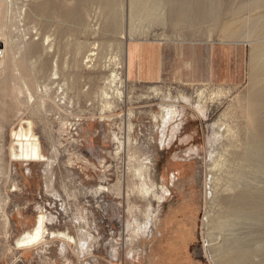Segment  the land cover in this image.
Masks as SVG:
<instances>
[{
	"label": "rangeland",
	"instance_id": "1",
	"mask_svg": "<svg viewBox=\"0 0 264 264\" xmlns=\"http://www.w3.org/2000/svg\"><path fill=\"white\" fill-rule=\"evenodd\" d=\"M239 2L220 0L234 30L264 14L226 12ZM109 3L0 1V264H234L238 252L241 264H262L264 217L234 206L246 190L264 192V172L247 161L249 118L264 107L254 94L264 70L251 54L264 33L250 43L185 12L175 24L159 0H123L118 13ZM66 8L82 20H64ZM141 40L222 53L233 43L241 79L190 83L174 67L133 80ZM30 138L41 160L23 156ZM42 220L44 237L23 246Z\"/></svg>",
	"mask_w": 264,
	"mask_h": 264
},
{
	"label": "bare ground",
	"instance_id": "2",
	"mask_svg": "<svg viewBox=\"0 0 264 264\" xmlns=\"http://www.w3.org/2000/svg\"><path fill=\"white\" fill-rule=\"evenodd\" d=\"M0 1L4 2L5 0H0ZM78 1L84 3V2H91L93 0H78ZM95 1L99 3H109L110 0H95ZM111 1L113 2L111 5L113 6L115 12L118 13L119 10L121 9L123 0H111ZM147 1L151 2L153 0H147ZM159 1L164 3L168 7L169 18L173 19L175 24H178V25L183 21L182 14L184 15V12H185L186 14L191 16L192 21L202 22V23L206 21H212L214 26L217 28L220 27L221 31L227 37H235V38H241V39L248 38L249 42L253 43L254 37H259L261 36V34L264 33V14L263 15L258 14L254 18L250 19L249 22L248 20L247 21L244 20L242 23L243 25L237 28L236 30L231 29L230 24H228L229 22L222 19L224 15V11L221 8L220 0H159ZM238 5L239 7L238 9H236V11H235L234 6L228 7V9L226 8L225 10L228 13L231 12L233 16H236L237 13L245 15L247 13L257 11L261 7H263L264 0H251L250 2H247V0H240ZM57 7H56V4L53 3L47 9H44V10L40 9L41 16L43 18H50L54 13H56ZM237 10L239 12H237ZM62 15H63L64 20L68 22H71V20H76V21L82 20V16L70 8L68 9L66 8V10L62 13ZM116 16H117L116 18L120 20V15H116ZM1 44L3 45V42H1ZM4 56H5V53L3 54V58ZM251 59L253 63L258 62L260 65V68L264 70V49L258 48L256 46L252 48ZM4 62H5L4 59H1L0 65H2ZM54 75L56 76L57 72L54 73ZM113 76L114 77H113V80L111 81V85L115 83L119 78L117 74H114ZM22 78L24 77L22 76ZM117 91L121 94L119 88H117ZM254 94L258 96V99L259 98L261 99L260 101L262 103H264V86H261L258 89L254 90ZM199 95H200V98H202L203 90L200 92ZM106 96H108V94H106ZM202 108H204V106H202ZM263 108H262L263 111L261 110L260 112L259 110L260 112L259 114L257 111L256 114L252 113L251 117L249 118V120L251 121L250 127H249L250 128V131H249L250 142L249 143H250V149L252 147L253 154L248 156L247 158V161L251 165V167H254L256 168V170H260L262 172H264V122H263L264 121V109ZM168 114L169 115L167 116H169V120H173L175 117V111L170 108V110L168 109ZM179 125L180 123H177V125L173 127V130H172L173 136H175L179 132V129H180ZM23 156L30 160H37V159L41 160L44 155H42L41 153L40 143L30 138L28 142L25 144V146L23 147ZM137 172L141 173V169L140 168L137 169ZM142 182H143V179H142ZM154 186L155 185H153L152 188ZM145 187H144V189H146L145 191H147V194H149L148 188H145ZM158 187H160V189L165 188V185L162 183L160 185L157 184V188ZM141 188L143 187L141 186ZM252 192H247L246 190L244 193L240 194L237 197L234 209L239 214L244 215V216L264 217V192H257V193L256 192L252 193ZM44 224L45 223L42 220V225L36 227V229H34V232L25 233V235L20 239V243L23 246H30V245H34L37 242H39V240L44 237V233H45ZM138 231H137V234L139 233ZM258 251L264 252V242L260 246ZM244 258H245V255L242 252H238L235 256L232 257L234 264H241ZM262 264H264V261Z\"/></svg>",
	"mask_w": 264,
	"mask_h": 264
},
{
	"label": "crops",
	"instance_id": "3",
	"mask_svg": "<svg viewBox=\"0 0 264 264\" xmlns=\"http://www.w3.org/2000/svg\"><path fill=\"white\" fill-rule=\"evenodd\" d=\"M190 33L193 34L192 31ZM136 44L131 64L133 80L156 81L168 69L174 67L179 69L181 76L190 83L199 81L229 83L234 79H241L243 66L240 61L243 52L238 47L236 49L233 43H228L223 53L219 45L213 44L205 51L200 45L202 43L188 40L181 45H171L162 40H141ZM225 58H228L229 62Z\"/></svg>",
	"mask_w": 264,
	"mask_h": 264
},
{
	"label": "built area",
	"instance_id": "4",
	"mask_svg": "<svg viewBox=\"0 0 264 264\" xmlns=\"http://www.w3.org/2000/svg\"><path fill=\"white\" fill-rule=\"evenodd\" d=\"M0 55H2V51H1V49H0Z\"/></svg>",
	"mask_w": 264,
	"mask_h": 264
}]
</instances>
